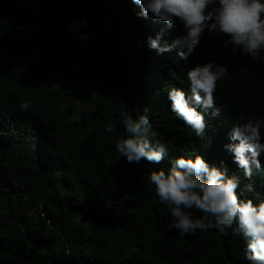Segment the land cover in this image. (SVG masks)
<instances>
[{
    "label": "trees",
    "instance_id": "obj_1",
    "mask_svg": "<svg viewBox=\"0 0 264 264\" xmlns=\"http://www.w3.org/2000/svg\"><path fill=\"white\" fill-rule=\"evenodd\" d=\"M138 10L131 0H0V264H248L230 230L181 238L166 229L170 217L148 175L195 153L253 184L243 196L238 188V199L264 201V171L245 178L224 148L242 115L264 117V54L233 55L226 36L205 30L186 61L175 49L157 55L137 43L163 24ZM82 17L86 26L74 28ZM183 35L174 24L162 40ZM209 60L228 75L214 93L221 115L205 117L200 139L171 113L167 88L187 92L180 73ZM21 101L34 107L22 111ZM121 103L134 116L149 109L168 159L120 157ZM258 159L264 169V153Z\"/></svg>",
    "mask_w": 264,
    "mask_h": 264
},
{
    "label": "clouds",
    "instance_id": "obj_2",
    "mask_svg": "<svg viewBox=\"0 0 264 264\" xmlns=\"http://www.w3.org/2000/svg\"><path fill=\"white\" fill-rule=\"evenodd\" d=\"M138 7V18L162 22L163 27L153 37L138 41L137 47L146 45L157 55L176 50L178 58L186 61L194 54L205 33L224 35L225 47L231 54L238 51L252 59L264 54V0H131ZM74 28L86 26L82 17L72 22ZM174 24H180L184 35L171 44L162 40ZM81 40L90 39L78 33ZM188 91L177 87L167 88L169 109L175 117L191 129L197 138L204 139L205 117H219L222 108L214 104L217 81L228 75L227 67L209 60L180 73ZM31 101H21L19 109L30 111ZM63 107V106H62ZM211 110V111H210ZM119 124L124 138L116 139L115 149L126 163L139 164L141 159L160 163L169 158L171 147L153 130L149 109L134 116L131 107L121 103L118 110ZM114 125L106 126L112 133ZM229 143L224 148L245 178L251 180L264 171L258 157L264 153V117L241 116L240 122L228 129ZM167 173L163 169L149 170L148 180L155 187L159 202L167 209L170 220L163 226L175 230L179 237L195 235L199 231L216 230L228 236L229 230L244 244L242 253L248 264H264V201L253 204L251 199H238L236 190L243 196L253 191V184H241L239 176L228 175L227 167L209 165L200 155L175 156ZM192 210L202 215L195 216Z\"/></svg>",
    "mask_w": 264,
    "mask_h": 264
}]
</instances>
